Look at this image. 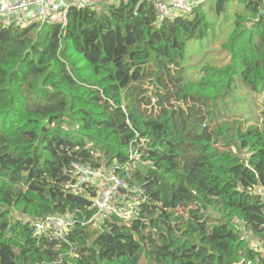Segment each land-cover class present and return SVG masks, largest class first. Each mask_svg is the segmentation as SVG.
I'll return each mask as SVG.
<instances>
[{
    "label": "trees",
    "instance_id": "1",
    "mask_svg": "<svg viewBox=\"0 0 264 264\" xmlns=\"http://www.w3.org/2000/svg\"><path fill=\"white\" fill-rule=\"evenodd\" d=\"M66 13L0 19V264H264V0ZM74 163L141 186L137 214L94 217ZM54 214L65 238L34 235Z\"/></svg>",
    "mask_w": 264,
    "mask_h": 264
},
{
    "label": "built area",
    "instance_id": "2",
    "mask_svg": "<svg viewBox=\"0 0 264 264\" xmlns=\"http://www.w3.org/2000/svg\"><path fill=\"white\" fill-rule=\"evenodd\" d=\"M49 0H0V19H10L14 16L18 9L28 8L29 5H37L38 10L31 16V21L47 20L53 23L64 25L66 21V6L67 3H62L56 10L47 12V3ZM156 13L159 20L163 17H167L171 14H178L181 12L189 11L192 7V3L188 0H153ZM82 5V4H80ZM176 11V12H175ZM16 24H20L22 21L26 23V20L14 19ZM133 158V155H132ZM96 177L103 179V187L99 188L98 184L93 180ZM126 179L118 174L111 172L106 174L104 168L93 169L88 163H74L70 174V179L67 181L65 187L71 192L82 194L84 190L90 185L96 187L99 190V195L93 199V206L97 212L94 217H99L100 220L110 218L112 215H118L124 221L128 222L132 219L138 211L139 197L143 193L141 186L134 185L122 192V196L126 199H132L133 204L128 205L126 210H121L117 203L120 195V189L127 187ZM131 190L132 193H128ZM35 229L34 235H40L48 229L53 232L56 238L64 239L68 231L71 230L73 221L67 216L63 215H49L45 219L36 220L33 222ZM262 251L264 252V247Z\"/></svg>",
    "mask_w": 264,
    "mask_h": 264
},
{
    "label": "rangeland",
    "instance_id": "3",
    "mask_svg": "<svg viewBox=\"0 0 264 264\" xmlns=\"http://www.w3.org/2000/svg\"><path fill=\"white\" fill-rule=\"evenodd\" d=\"M82 1L85 2V3H87V4H96V6H104V5H106L109 2L108 0H102V1H100L98 3H96V2L89 3L91 0H82ZM200 1H202L204 3V5H205V7L207 9H208V7L210 5H214V2H215V0H200ZM13 2H14V0H13ZM206 2H211V4H207ZM221 49H222V47L220 45V42L217 40L210 47L209 50H206V51H209L208 54L211 57L212 63H214L215 65H220V64L228 61V55H227V53L223 52ZM262 95L264 96V92L262 93ZM132 155H133V158L132 159H135V157L137 156V154L135 152H133ZM104 171L106 172V174H109L111 172V169L104 168ZM93 181L98 184L99 188H102L103 185H104L103 179L101 177H96ZM257 189H258V191L261 192V194H262V196L264 198V183H261L260 186ZM122 194H124V193L121 192L120 195H119V197H117L118 200H119V202L117 203V206L121 210H126L128 208V205L133 204L134 201L132 199H126V198H124V196H122ZM208 211L211 212V213H214L215 212V210L212 209V208H209ZM216 215L218 216L219 213L216 212ZM257 243L260 246H264V243L261 242L259 239H256L255 241H253V245H256Z\"/></svg>",
    "mask_w": 264,
    "mask_h": 264
},
{
    "label": "crops",
    "instance_id": "4",
    "mask_svg": "<svg viewBox=\"0 0 264 264\" xmlns=\"http://www.w3.org/2000/svg\"><path fill=\"white\" fill-rule=\"evenodd\" d=\"M102 0H91L89 3H93V2H100ZM108 1H112V0H108ZM189 2L193 3H197L200 2V0H188ZM62 3H67V4H71V3H79V4H83L86 5L87 3L83 2L82 0H49L48 1V5L46 7L50 8L51 10H56L58 9ZM37 11V5L31 4L29 5L28 8L25 9H18L17 12L15 13V19H20V18H27L30 17L31 15L35 14Z\"/></svg>",
    "mask_w": 264,
    "mask_h": 264
},
{
    "label": "water",
    "instance_id": "5",
    "mask_svg": "<svg viewBox=\"0 0 264 264\" xmlns=\"http://www.w3.org/2000/svg\"><path fill=\"white\" fill-rule=\"evenodd\" d=\"M5 1H7V0H5ZM11 3L13 2V0H9ZM193 4H195V3H193ZM37 10H38V7H37Z\"/></svg>",
    "mask_w": 264,
    "mask_h": 264
},
{
    "label": "clouds",
    "instance_id": "6",
    "mask_svg": "<svg viewBox=\"0 0 264 264\" xmlns=\"http://www.w3.org/2000/svg\"><path fill=\"white\" fill-rule=\"evenodd\" d=\"M264 247V246H263Z\"/></svg>",
    "mask_w": 264,
    "mask_h": 264
}]
</instances>
